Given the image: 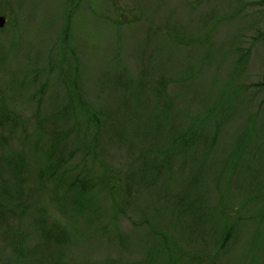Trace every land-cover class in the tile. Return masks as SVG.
Here are the masks:
<instances>
[{
    "label": "rangeland",
    "instance_id": "obj_1",
    "mask_svg": "<svg viewBox=\"0 0 264 264\" xmlns=\"http://www.w3.org/2000/svg\"><path fill=\"white\" fill-rule=\"evenodd\" d=\"M0 15V111L20 121L0 129V164L24 154L40 187L34 118L68 102L67 166L101 185L80 213L35 191L69 235L49 244L21 215L0 227V264H264V0H0ZM149 149L158 174L140 167Z\"/></svg>",
    "mask_w": 264,
    "mask_h": 264
},
{
    "label": "trees",
    "instance_id": "obj_2",
    "mask_svg": "<svg viewBox=\"0 0 264 264\" xmlns=\"http://www.w3.org/2000/svg\"><path fill=\"white\" fill-rule=\"evenodd\" d=\"M72 16L73 11L66 13V26L64 27L65 39H67L66 37L68 36V30H71ZM261 85L263 86L264 82L258 83V86ZM71 92L72 94L70 98H75V95L79 97V95H77V93L74 92L73 89L71 90ZM69 102L78 106L76 102H73L71 100ZM67 103L65 106L62 107L64 110H62L61 112L58 111L59 113H56L55 115L51 113L45 116L43 115L34 118V125H36L37 129L43 134L42 136H44L45 139L40 161L36 168L38 169L39 173L37 177L40 181V187L36 188V186H34L35 188L32 187L33 189L26 190L28 184H30V181H27V177H29L28 173L32 171L30 169L32 165L27 160L24 154L19 153V155L11 156L5 155V161L0 164V174L2 173L1 170H3L4 168L5 173L9 172V174H11L12 176V180L11 176L9 178L6 177L1 180L0 184L1 229L7 232L14 230L19 224L21 215L26 216L32 214V216L34 217V219H32L33 223L39 228V233L50 242L49 244L52 245L63 244V242L66 241V238L69 235V233L67 232L68 230L65 226L66 224L61 223V221L55 218V216L52 214L46 215V212L48 210L46 207L39 208L38 205H40L42 197L38 198V201L36 203H33L32 200L34 197V192L36 191L44 193V189H46L44 188L45 185H50V187L52 186L50 188L51 191L58 193L59 195L58 200L56 201L59 209L65 205L64 203H62V200L64 199L65 202H69L71 204L72 209L80 213L85 211V206L92 203L94 197L96 196L95 188L97 186H101L94 184L95 182L91 183L93 182L92 179L78 176V173H76L75 170L73 171L67 166L73 153L71 152L70 157H67L64 153L63 147L61 146L64 131L62 130V132H60V129L58 128V126L66 125V123H68V119L71 117L68 112L73 115V112L69 110L71 108V105H69V103L67 105ZM85 111L86 122L88 124L87 127L89 129L91 127H94L95 130L97 129V131L99 132L102 126V121L99 120L95 114H92V112H90V109H87ZM67 113L69 117L67 116ZM8 124H11L15 127L20 124V121L14 119L10 115V112L8 110H1L0 129ZM4 139L5 138L0 135V140L2 141ZM214 140L215 138L213 139V142ZM191 141L192 139L190 137L184 138L183 143L180 146L187 147L189 144L191 145ZM91 146H94V143L83 144L81 142L79 143V145L77 143L76 148L78 149V152L80 154H90ZM149 151L150 149L147 151H142L139 154V162L143 165L140 167H143L142 169L145 170V167L148 164L152 165V171L154 172V174H158L161 169L160 165L162 163L159 162L158 154L155 151ZM170 151L173 152V150ZM3 164H5L6 166L4 167ZM110 184L111 186H107L106 184L102 185L105 186L104 189L107 190L108 194H112L113 190L115 191L116 187L112 183ZM29 194H31L30 198L32 199L26 197ZM61 196H63V199L61 198ZM262 196H264V192L260 193L259 191L258 195L255 196V200L262 199ZM26 199H30L29 204L26 203ZM38 211H41V214ZM230 218L231 217L229 215L223 214L224 223L222 224L219 230L222 232L220 234V237H223L222 242L219 244L222 247L226 244L224 241L228 240V236L231 233L230 227L227 229L228 223L230 222L228 220ZM14 243L15 241H11V244ZM175 256H177L176 253ZM152 257L157 258L156 253H154ZM174 259H177V257L171 258V260Z\"/></svg>",
    "mask_w": 264,
    "mask_h": 264
},
{
    "label": "water",
    "instance_id": "obj_3",
    "mask_svg": "<svg viewBox=\"0 0 264 264\" xmlns=\"http://www.w3.org/2000/svg\"><path fill=\"white\" fill-rule=\"evenodd\" d=\"M6 23V18L3 15H0V27H3Z\"/></svg>",
    "mask_w": 264,
    "mask_h": 264
}]
</instances>
